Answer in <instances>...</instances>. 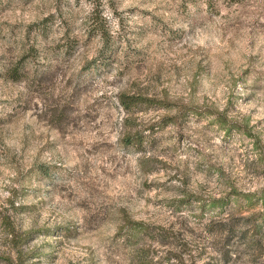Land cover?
<instances>
[{"label":"rangeland","instance_id":"374dc122","mask_svg":"<svg viewBox=\"0 0 264 264\" xmlns=\"http://www.w3.org/2000/svg\"><path fill=\"white\" fill-rule=\"evenodd\" d=\"M97 1L117 34L106 58L83 31ZM119 90L206 103L240 127L187 112L126 147ZM164 111L130 113L146 126ZM230 187L250 201L230 193L199 209V196ZM260 194L264 0H0V216L29 230L25 264H137L138 251L148 264H264ZM120 208L151 224L136 242L114 234Z\"/></svg>","mask_w":264,"mask_h":264},{"label":"trees","instance_id":"16d2710c","mask_svg":"<svg viewBox=\"0 0 264 264\" xmlns=\"http://www.w3.org/2000/svg\"><path fill=\"white\" fill-rule=\"evenodd\" d=\"M101 6V2L97 1L91 7V13L85 18V24L83 31L85 34H97L99 36V45L97 47L96 54L99 57L106 58L108 56L111 48L114 45L117 34L107 26L106 19L99 12L96 7ZM45 19V16L44 18ZM40 27V26H39ZM18 67L12 65L9 67V76L12 78L19 77ZM116 100L121 106V108L126 112L122 116L123 128L120 135L118 136L119 144L123 146H129L132 148H140L143 146V142L146 140L147 134L144 132L146 128L158 127L164 125L167 122H177L180 117H182L187 112L196 113H211L214 120L222 127L223 130H228L230 127H240L239 124L229 117H226L224 113L215 107H212L206 103H196L193 101H186L177 98H169L166 96H154L151 94H146L141 91H127L119 90L116 93ZM140 104H154L161 106L166 109V111L160 113L156 118L152 119L146 126H136V122L130 113V110ZM245 129V128H243ZM249 133V132H248ZM148 156L141 155L137 158V163L139 168L145 170L151 167L148 163ZM142 160V161H141ZM56 165L52 162H38L36 168L43 173H50V169ZM188 192H184L187 195ZM242 196L245 201H250L253 192L250 190H239L234 187L228 188L223 194L213 196H199V209L204 206L209 207H221L228 199V195ZM197 197V196H195ZM186 199L187 198H183ZM259 199L264 201V196L260 194ZM121 216V221L116 225L114 234L119 236L125 243L136 242L143 233L148 232L151 224L139 219L129 216V214L123 210L119 209ZM0 221L2 222L6 232L8 233L9 245L13 250V256L8 254L0 255L4 258L8 264H25V251L21 248L20 243L28 237V229H16L14 228L11 221L6 215L0 216ZM155 227H160L156 226ZM135 261L137 264H148L151 261V256H146L141 251L135 254Z\"/></svg>","mask_w":264,"mask_h":264}]
</instances>
